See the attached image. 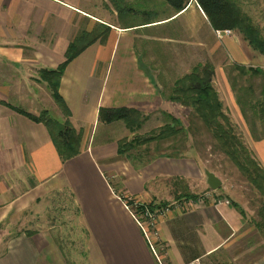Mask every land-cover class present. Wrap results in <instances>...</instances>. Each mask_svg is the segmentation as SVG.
Here are the masks:
<instances>
[{"label":"crops","instance_id":"crops-1","mask_svg":"<svg viewBox=\"0 0 264 264\" xmlns=\"http://www.w3.org/2000/svg\"><path fill=\"white\" fill-rule=\"evenodd\" d=\"M185 2L180 12L168 2L160 13L154 3L125 0L127 17L121 20L108 0H0V209L4 193L11 191L1 178L10 162L40 184L63 179L65 184L54 186L73 193L91 264H160L123 198L154 207L195 199L190 208L173 209L159 221L158 252L165 264H239L243 245L253 248L256 231L247 233L244 216L233 204H217L223 197L210 188L208 169L192 152L155 154L142 165L134 155L118 154L119 138L95 145L101 123L111 125L100 119L102 108L128 107L145 114L168 112V105H175L164 97L188 72L179 47L196 51L200 61L212 60L216 74L228 57L258 67L233 52L244 46L240 38L220 41L197 1ZM137 9L143 15L139 20L132 18ZM99 24L110 27L106 38L72 60L61 78L59 91L70 121L82 133L80 153L63 162L48 128L11 106L34 115L52 111L62 121L48 84L38 79L39 70L61 65L75 37ZM249 144L264 167V137L251 138ZM6 217L0 212V222ZM28 232L10 237L0 264H63L50 233Z\"/></svg>","mask_w":264,"mask_h":264},{"label":"rangeland","instance_id":"rangeland-1","mask_svg":"<svg viewBox=\"0 0 264 264\" xmlns=\"http://www.w3.org/2000/svg\"><path fill=\"white\" fill-rule=\"evenodd\" d=\"M133 1L140 3L141 6L154 3L160 13L168 8V2L170 3V0ZM234 1L260 28L264 36V0ZM127 9L123 10L125 12L122 11L121 20L127 17ZM132 18L139 20L143 18V15H140L139 9H137ZM221 32L222 34L217 37L224 43L235 38H240L244 43L243 47L241 45L237 49H232L234 53L248 59L249 64L264 68V51L254 48L239 30H231L230 34H226L224 30H221ZM183 35L190 38V35L186 33ZM177 50L179 59L184 63V69L188 71L181 77L191 73L197 66L206 63L214 65L211 62L212 60L210 62L198 60V53L196 51L192 52L190 48L179 47ZM232 63L234 62L228 57L227 64L218 67L219 69H217V74L214 77V87L223 103L224 112L229 116L235 134L250 147L251 138L264 136V121L256 114V111L251 109V103L264 102V76L241 75L238 71L233 72ZM234 82L238 91L234 90L232 86ZM250 85L253 88V93L245 96V91H242L241 88ZM238 98L242 102L241 105L237 101ZM242 107L246 111L245 116L242 113ZM51 115L55 119L61 120L52 111ZM144 115L146 119L141 128H129L121 121L111 123L110 126L101 123L95 145L100 140L110 137L119 138L118 140L145 137L157 131L166 123H170L171 118L177 117L181 121L182 127H184V132H180L168 140L152 142L142 146L139 149L143 153V158L147 159L160 153L173 155L176 153L186 154L187 152H192L194 156L200 158L206 169L214 171L222 180V186L217 190L219 196L223 197L222 199H228L231 205L233 202L239 204L245 210L244 228L247 233H250V236L252 231L257 233L251 239L254 242L253 248L249 244L246 248L243 245L240 257L241 263L239 264H264V228L257 227V223L262 220L264 196L220 148L219 141L211 130L191 108L178 103L173 106L168 105V112L153 111ZM134 153H137V151ZM2 173L1 178L4 181V189L8 187L9 190L11 188V191L4 193V208L0 209V212L3 211L4 215L7 216L0 222V254L6 251L11 236L14 237L16 234L26 231L41 230L50 233L52 241L60 252L63 264H91L88 236L81 223L79 209L76 206L73 193L69 190L70 188H62L61 186L59 189L54 186L55 184L58 185L59 182L65 184L63 179L60 181L61 178H58L54 182L40 184L29 171H27V175H24L22 168L11 162ZM111 184L115 190H118L113 180H111ZM210 198L215 199V197ZM123 200L125 202L129 201L124 198ZM250 236L248 235L249 238Z\"/></svg>","mask_w":264,"mask_h":264},{"label":"trees","instance_id":"trees-1","mask_svg":"<svg viewBox=\"0 0 264 264\" xmlns=\"http://www.w3.org/2000/svg\"><path fill=\"white\" fill-rule=\"evenodd\" d=\"M108 1L115 8L118 16L121 17L122 11L126 8L125 0ZM196 1L216 31L225 29L239 30L254 48L264 51V36L260 28L254 24L253 20L241 10L240 7H238L234 0ZM170 4L176 11L180 12L185 8L186 2L185 0H170ZM109 31L110 27L104 24H99L98 27L94 28L92 31H82L69 44L66 51V60L61 65L55 69L39 70L38 79L48 84L54 100L62 111L64 117L62 121L54 119L47 110L39 115H34L20 107L9 105L14 110L26 115L35 122L43 123L48 128L53 144L63 162L74 158L80 153L82 133L78 131L70 121V108L59 91L61 78L66 67L72 60L79 56L90 45L105 39ZM231 68L233 72L238 71L241 75L252 74L254 76H264L263 67H247L240 64H232ZM215 74L216 70L212 63L197 66L191 73L175 81L171 93L166 96V99L170 102L191 108L219 141L220 148L229 156L251 184L264 196V167L257 159L253 150L235 134L229 116L224 112L223 103L214 87ZM232 86L234 90L238 91L235 82ZM252 89L251 85L241 88L242 91H245V96L253 93ZM237 101L239 105H241L242 102L239 98ZM249 103H251V101H249ZM251 109L256 111V114L264 121V102L251 103ZM241 110L245 116V109L242 107ZM99 117L103 122L108 124L116 121H123L127 127L132 129L141 128L146 119V116L139 110L128 107L114 109L102 108ZM174 124H177V127ZM180 132H184V127H182V123L177 117H173L170 123H166L158 128L157 131L145 137H137L132 140H119L118 154L130 159L135 154L134 159L140 161L142 165H146L154 158H143V153H141L139 148L152 142L168 140ZM135 151H137V153H134ZM188 197L195 198L197 195H189ZM127 204L131 205L132 201H127ZM167 204L168 203H164L160 206H166ZM232 204L238 208L245 217V210L237 203L233 202ZM149 206L154 207L153 203L149 204ZM261 214L262 220L257 223V227L264 228V206ZM28 233L32 234L33 232L29 231Z\"/></svg>","mask_w":264,"mask_h":264},{"label":"built area","instance_id":"built-area-1","mask_svg":"<svg viewBox=\"0 0 264 264\" xmlns=\"http://www.w3.org/2000/svg\"><path fill=\"white\" fill-rule=\"evenodd\" d=\"M226 34H230V29L224 30ZM217 36L222 34L221 30L216 31ZM195 199H177L173 203L167 204L166 206L150 207L149 204L133 201L131 205H126L130 208L132 215L139 225L142 233L144 234L150 248L156 255L160 264H165L159 255L160 245V231L159 221L160 219L170 213L173 209H186L193 205ZM217 204H230L228 199L219 198Z\"/></svg>","mask_w":264,"mask_h":264},{"label":"water","instance_id":"water-1","mask_svg":"<svg viewBox=\"0 0 264 264\" xmlns=\"http://www.w3.org/2000/svg\"><path fill=\"white\" fill-rule=\"evenodd\" d=\"M206 175L211 189L218 190L222 186V180L214 172L206 170Z\"/></svg>","mask_w":264,"mask_h":264}]
</instances>
